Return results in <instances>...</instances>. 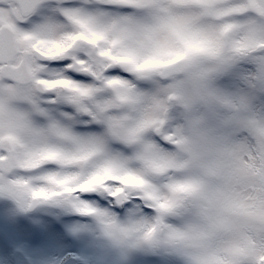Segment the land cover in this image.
<instances>
[{
  "label": "snow or ice",
  "instance_id": "6c2138e0",
  "mask_svg": "<svg viewBox=\"0 0 264 264\" xmlns=\"http://www.w3.org/2000/svg\"><path fill=\"white\" fill-rule=\"evenodd\" d=\"M0 198L264 264V0H0Z\"/></svg>",
  "mask_w": 264,
  "mask_h": 264
},
{
  "label": "rangeland",
  "instance_id": "374dc122",
  "mask_svg": "<svg viewBox=\"0 0 264 264\" xmlns=\"http://www.w3.org/2000/svg\"><path fill=\"white\" fill-rule=\"evenodd\" d=\"M33 215L16 211L12 201L0 198V264L10 261L15 251L23 253V261L19 253L15 254V264H30L28 255L33 252L36 264H59L68 254L78 255L82 264H162L165 256H171L148 246L118 244L105 234L94 216L82 215L70 206L39 204ZM171 260L170 264H176L175 257Z\"/></svg>",
  "mask_w": 264,
  "mask_h": 264
},
{
  "label": "flooded vegetation",
  "instance_id": "af4514ba",
  "mask_svg": "<svg viewBox=\"0 0 264 264\" xmlns=\"http://www.w3.org/2000/svg\"><path fill=\"white\" fill-rule=\"evenodd\" d=\"M41 235H44V233H40ZM19 235H23V233H20ZM43 238V237H42ZM6 242H7V237H4V242H3V245H4V248L6 247ZM0 243H2V240H1V242ZM39 244H41V245H43L42 243H40L39 242ZM37 246H38V244H36L35 245V247H34V251L37 249ZM42 248V247H41ZM16 253H19V257L20 258H22V261H23V253L22 252H17V251H15V253L13 254V256L10 258V261H8L6 264H15L13 261H15V258H16V256H15V254ZM44 256H46V251L44 250ZM28 257H30L31 259V262H30V264H36V261H35V259H33V257H34V252H33V254H32V256H30V255H28ZM66 259V258H65ZM64 259H62L61 260V262L63 261ZM60 262V263H61ZM59 263V264H60Z\"/></svg>",
  "mask_w": 264,
  "mask_h": 264
},
{
  "label": "water",
  "instance_id": "95a60500",
  "mask_svg": "<svg viewBox=\"0 0 264 264\" xmlns=\"http://www.w3.org/2000/svg\"><path fill=\"white\" fill-rule=\"evenodd\" d=\"M37 207H38V205L34 206V207L31 208L30 210H28V212H32V211H34ZM63 264H76V260H75V259H68V260L65 261Z\"/></svg>",
  "mask_w": 264,
  "mask_h": 264
}]
</instances>
